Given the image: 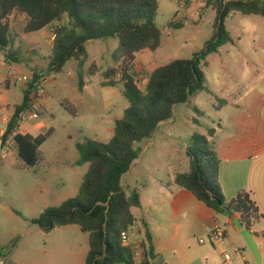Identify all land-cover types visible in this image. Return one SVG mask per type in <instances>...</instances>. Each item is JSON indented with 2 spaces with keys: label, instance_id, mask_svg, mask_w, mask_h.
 I'll list each match as a JSON object with an SVG mask.
<instances>
[{
  "label": "rangeland",
  "instance_id": "1",
  "mask_svg": "<svg viewBox=\"0 0 264 264\" xmlns=\"http://www.w3.org/2000/svg\"><path fill=\"white\" fill-rule=\"evenodd\" d=\"M157 1L155 22L161 31L160 45L155 51L144 49L137 53L132 64L133 75L142 90L155 67L174 59L192 57L204 49L216 31V10L204 0ZM17 21L12 27L18 35L14 38L13 50L19 48L22 58L33 60L34 69L48 79L38 93L35 122L50 125L53 130L39 145L34 167L22 165L11 139L4 146L0 144V247L7 250L5 256L32 259L39 264L55 256L70 259L52 264H84L88 251L87 233L77 225L43 232L33 219L44 209L56 207L75 196L87 170L86 164L70 165L72 159L78 157L76 142L84 137L108 140L115 119L128 106L122 96V84L114 88L99 84L103 72L117 66L114 56L118 53L119 40L112 37L87 44L83 81L89 82V89L94 93V98L88 100L77 88V62L68 60L61 74L54 78L55 74L46 71L51 44L43 41L39 47L31 49L35 45L31 39L43 40L46 29L26 34L23 41L22 26ZM171 21L177 25L169 26ZM224 26L232 41L222 44L217 52L200 61L205 77L204 90L191 96L187 102L175 105L171 118L159 124L150 138L136 144L138 160L125 182L147 180L145 170L154 176L165 175L168 167L177 172L188 171L190 161L186 148L194 132L207 135L208 130L224 126L226 129L214 138L207 136L213 145L221 144L224 149L228 132L244 130L255 133L259 145L264 148V17L231 12L225 17ZM23 71L15 76L17 84L11 87L12 99L16 103H20L23 97L21 87L32 77L28 69ZM23 76L28 80H22ZM32 96L35 99L36 96ZM93 101L97 110L92 118L109 115V133L94 135L86 131L82 118L90 114L86 109ZM28 115L25 113L20 126L31 132L32 121L29 123ZM218 122L223 125L218 126ZM245 250L247 262L257 264L249 255L252 253L248 247ZM261 264H264L263 258Z\"/></svg>",
  "mask_w": 264,
  "mask_h": 264
},
{
  "label": "trees",
  "instance_id": "2",
  "mask_svg": "<svg viewBox=\"0 0 264 264\" xmlns=\"http://www.w3.org/2000/svg\"><path fill=\"white\" fill-rule=\"evenodd\" d=\"M216 10V31L204 49L190 58L174 59L156 67L148 76L144 90L138 86L132 73L135 54L143 49L156 50L161 31L155 18L157 0H0V50L5 62L21 63V52L13 50L14 38L8 24L12 13L27 18L23 33L51 28L54 39L46 71L59 74L65 63L77 62V86L82 90L83 66L87 59L86 46L91 40L117 38L116 67L102 74L103 87L123 85L122 96L128 103L120 118L114 122L113 133L107 141L84 137L76 142V165L87 164L77 193L56 207L44 209L33 223L43 232H51L67 225H77L88 234V251L84 264H133V252L123 244L122 232H128L135 223L132 208L139 205L136 190H127L123 175L138 157L136 144L151 137L159 123L171 118L175 105L185 103L194 94L204 90L205 77L200 61L218 48L231 42L224 26L231 12L264 17L262 0H205ZM169 26L177 25L173 21ZM30 81L21 88L23 97L14 105L1 135L0 144L8 139L17 147V156L24 167H34L39 156V145L51 130L36 137L17 131L25 113L35 112L34 99L38 96L41 73L29 68ZM94 71H91L93 73ZM119 77V78H118ZM214 129L208 134L192 133L186 148L190 168L177 173L174 184L191 191L197 199L217 213L229 217L239 215L241 222L251 228L263 217L249 191L240 190L227 200L219 183L220 160L213 143ZM151 253V239L147 235L143 261Z\"/></svg>",
  "mask_w": 264,
  "mask_h": 264
},
{
  "label": "crops",
  "instance_id": "3",
  "mask_svg": "<svg viewBox=\"0 0 264 264\" xmlns=\"http://www.w3.org/2000/svg\"><path fill=\"white\" fill-rule=\"evenodd\" d=\"M17 20L20 21V25L23 28L27 18L24 14L12 13L9 15L8 24L13 38L18 37L17 32L12 28L18 22ZM44 29L47 31L45 38L39 40L33 37L31 40L35 45L31 46V49L39 47L43 41L52 45L54 39L52 29ZM26 34L30 33H23V41L26 40ZM93 42L94 40H91L88 43ZM14 44L15 42L13 41V49H15ZM18 49L19 48H16V50ZM136 54L134 62L136 61ZM49 56L47 57L48 63ZM34 67L35 62L30 58L23 60L21 63H7L4 59V51L0 50V138L6 128L8 119L14 111V105L17 104L16 101L12 99L11 94L12 85L17 84L15 76L19 73L23 74L25 68L29 70V68ZM59 74H55L54 78ZM101 80H103L102 75ZM101 82L102 81L99 82L100 85ZM3 87L5 89H3ZM78 91L85 95L88 100L94 98V93L89 89V82L87 81H84L82 90L78 89ZM32 95L33 94H31V96ZM32 98L34 99L33 96ZM96 100H98V98L95 99V102ZM38 101L39 98L36 96L34 99L35 108ZM95 102L89 103L86 112L90 114L82 118L83 125L87 132L94 135L100 132L109 133V115L92 118L94 112L97 110ZM24 117L25 114L23 118ZM28 118H30L29 115ZM28 118L27 120L29 123L32 121L30 123L33 128L31 129L32 131L30 132L26 128H21L19 124L17 129L18 132L28 133L36 137L49 130H53L50 125L37 124L35 119L33 120L30 118V120ZM165 122L166 121H163L159 124ZM91 124L93 125L91 126ZM220 125L223 124L218 122V126ZM225 129L224 126L220 127L218 130L214 129V134L211 138L219 135L218 133ZM36 133H38V135H35ZM225 144H227V146L224 149H222L221 144L214 145L215 152L220 160L219 183L222 193L227 200L233 198L240 190H246L251 193L263 217L259 222L254 224L250 230L258 246L260 257L264 259V148L259 145V140L255 133H248L244 130H241L239 133L234 129L228 132L225 135ZM77 158L78 157L73 158L70 162L72 167L76 166L75 161ZM137 160L138 158L133 161L129 171L123 175L122 183L127 190H136L139 195V205L132 208L135 223L129 229L128 237L132 246L141 245L144 251L147 235L150 236L151 253L147 256V264H222L223 256L227 252L231 253L232 264H241V261H245V264H252L247 262L245 255V247H247V245L240 235L239 230L232 224L233 217H229L225 213L215 212L197 199L191 191L175 186V174L187 171L183 170L177 172L174 168L168 167L166 173H164L165 175L154 176L145 170L144 173L148 176L147 180L139 182L135 179L129 183L127 181L125 182L126 176ZM234 217H239V215H235ZM215 229H218L219 232L223 234L218 241H213L210 237V232ZM201 239H203V242L199 241ZM232 247L234 249L230 251ZM3 250L6 254L7 250L5 248H3ZM235 250H238V252H235ZM249 255L251 256L252 254ZM242 256L245 257V260ZM233 257H235V259H233ZM64 259L70 258L55 256L51 257L47 262H44V264L57 263L59 260ZM39 263L40 262L36 260L16 259L7 255L4 256L3 261V264Z\"/></svg>",
  "mask_w": 264,
  "mask_h": 264
},
{
  "label": "built area",
  "instance_id": "4",
  "mask_svg": "<svg viewBox=\"0 0 264 264\" xmlns=\"http://www.w3.org/2000/svg\"><path fill=\"white\" fill-rule=\"evenodd\" d=\"M21 79L24 81L28 80L26 76H23ZM47 81H48V79L46 77H44V76L40 77V79L38 80L39 92L42 91L41 86L44 85L45 83H47ZM29 117L34 120V119L38 118V115L35 112H29ZM222 236H223V234L221 232H219L218 229H215V230L210 232V237L213 241L220 240ZM121 239H122V242L124 245L129 246L132 249L133 264H141L143 261V248H142V246L141 245L132 246L129 242L128 232H122L121 233ZM199 241L203 242L202 239ZM235 252H238V250H235ZM4 256H5V251L3 250V248L0 247V264H3ZM242 257L245 260V257L244 256H242ZM222 264H232L230 252H227L224 254Z\"/></svg>",
  "mask_w": 264,
  "mask_h": 264
},
{
  "label": "water",
  "instance_id": "5",
  "mask_svg": "<svg viewBox=\"0 0 264 264\" xmlns=\"http://www.w3.org/2000/svg\"><path fill=\"white\" fill-rule=\"evenodd\" d=\"M232 224L239 230L240 235L245 241L247 247L249 248L252 256L257 264H261V257L259 253L258 246L255 242L254 236L250 230L247 228L240 220L239 217H233Z\"/></svg>",
  "mask_w": 264,
  "mask_h": 264
}]
</instances>
